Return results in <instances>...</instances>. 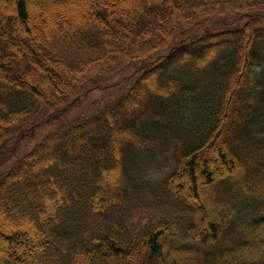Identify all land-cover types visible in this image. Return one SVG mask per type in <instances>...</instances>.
Instances as JSON below:
<instances>
[{
    "label": "trees",
    "instance_id": "trees-1",
    "mask_svg": "<svg viewBox=\"0 0 264 264\" xmlns=\"http://www.w3.org/2000/svg\"><path fill=\"white\" fill-rule=\"evenodd\" d=\"M4 1L0 264H264V0Z\"/></svg>",
    "mask_w": 264,
    "mask_h": 264
},
{
    "label": "rangeland",
    "instance_id": "rangeland-1",
    "mask_svg": "<svg viewBox=\"0 0 264 264\" xmlns=\"http://www.w3.org/2000/svg\"><path fill=\"white\" fill-rule=\"evenodd\" d=\"M78 3H79V5L77 7V10H80V11H83L85 6H89L90 5V4H88V2L86 3L87 5H83L82 2H78ZM12 13H13L12 7L10 5H8V4H6L4 0H0V25L3 24L4 18L8 17ZM13 32H14V36H15L16 39H18L21 36H23V28H22V26L20 25L19 22L16 23L15 29H14ZM43 66L44 65H43L42 61H40L39 63H37L35 65L31 64V72L29 74H27L26 77H25V79L27 81V85L30 84V79L32 78L30 76V74L34 75V81H35L36 84H39V85H42V86H44V84L46 85V83L48 82L49 76H48V73L44 71ZM214 70H215V64H212L204 73L207 74V72L209 73V72L214 71ZM184 77L186 78L187 76H184ZM257 92L261 94V96H260V105H261V107H258L259 108V112H260V114L258 116L259 119L251 127V129L254 130L253 131L254 135H256V133H258L257 131H258L259 128L260 129L264 128V77H259V79H257ZM85 101H90V100L87 99ZM258 108H257V110H258ZM74 112H77V109H75ZM140 131L144 135H148L149 137L154 138L153 134L151 132L145 130V127L140 128ZM43 133L40 132V134L42 136L44 135ZM42 136H39V138L42 137ZM214 152L215 151H213V153H212V155H213L212 157L213 158H214V155H215ZM62 154H61V156H62ZM47 158L48 157H44L43 156L42 159H41V162L46 161ZM198 161H199V164L202 163V160H201V162H200V160H198ZM123 162H125L127 164L129 162V160L125 158V159H123ZM118 176H119L118 174H115L114 176H112L113 177L112 179H116ZM122 178H124V177H122ZM103 185H104V182L101 184V186H103ZM200 191H201V195H203V197H205L206 193L209 192L207 190V188H201ZM115 192H117L119 194L121 191H119L118 188H115ZM209 200L212 203L214 202V201L211 200V198H209ZM3 225H5V223L0 221V234H2L4 236H7V235L10 234V232L7 231V230H3L2 229ZM256 239H257V241L260 242L259 244L261 246H264V225L259 227V230L256 233ZM169 245H171L170 242H169ZM4 250H5L6 253H10L9 249L5 248ZM91 261H92V258L90 256H84V257H82V260H81V262L79 264H91Z\"/></svg>",
    "mask_w": 264,
    "mask_h": 264
},
{
    "label": "bare ground",
    "instance_id": "bare-ground-1",
    "mask_svg": "<svg viewBox=\"0 0 264 264\" xmlns=\"http://www.w3.org/2000/svg\"><path fill=\"white\" fill-rule=\"evenodd\" d=\"M212 153H213V150H211L205 157H203L201 160L205 159V158H212ZM205 206H207V204H205ZM198 218V217H197ZM22 228V224H9V225H3L2 229L3 230H7L9 231L10 233L12 231H17V230H20ZM1 229V230H2Z\"/></svg>",
    "mask_w": 264,
    "mask_h": 264
}]
</instances>
